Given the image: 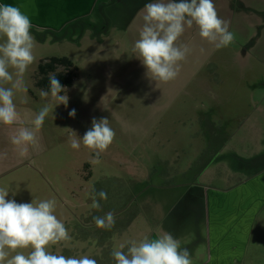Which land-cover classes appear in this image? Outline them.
<instances>
[{"label":"rangeland","instance_id":"1","mask_svg":"<svg viewBox=\"0 0 264 264\" xmlns=\"http://www.w3.org/2000/svg\"><path fill=\"white\" fill-rule=\"evenodd\" d=\"M41 1L53 15L59 0ZM148 2L101 0L87 20L55 31L58 22L35 20L30 30L35 60L24 76L27 90L14 97L22 117L30 120L46 103L36 84L42 61L69 57L78 66V78L61 93L69 98L67 106L58 105L45 119L39 133L42 150L19 157L9 140L18 125L0 126V152H8V165L0 160V188L9 189L6 199L17 203L54 198L58 219L83 225L91 209L86 200L93 188L99 192L93 183L100 175L85 178L84 166L94 153L82 143L72 149L68 138L74 131L82 139L93 118H107L115 137L100 163L91 165L96 171H121L125 180L108 181L106 211L158 193L161 183L143 169L158 161L147 146L166 153L162 157L180 156L187 176L171 184L185 194L163 211L166 219L157 226L158 235L171 233L197 259L192 264H212V251L214 264H264V0H213L234 41L216 49L195 26L186 28L176 43L188 45L190 52L177 77L159 84L149 80L131 51ZM75 5V13L85 12L83 0ZM25 7L20 8L27 14ZM72 109L74 118L68 115ZM156 121L169 126L162 129L168 139L163 144L144 134L146 124ZM176 137L180 146L173 143ZM133 179L140 182L138 191L122 188ZM148 183L152 187L143 190ZM179 195L178 190L170 194ZM141 210L154 222L153 213ZM128 219L126 214L115 222Z\"/></svg>","mask_w":264,"mask_h":264},{"label":"clouds","instance_id":"2","mask_svg":"<svg viewBox=\"0 0 264 264\" xmlns=\"http://www.w3.org/2000/svg\"><path fill=\"white\" fill-rule=\"evenodd\" d=\"M143 26L139 38L131 51L145 68V75L156 84L174 80L180 71L190 48L176 42L186 28L195 26L200 38L216 49L228 47L235 39L229 31L227 21L219 18L213 0H151L143 8ZM30 17L18 6L0 4V126L5 129L18 125L9 134L12 151L26 158L30 150L40 151L39 133L50 112L60 104H68V96L62 95L64 87L49 73L48 89H40L39 95L46 103L29 120L22 117L14 102L17 92L26 91L25 73L33 64L34 40ZM203 51V49H201ZM74 118L76 110L68 113ZM30 126H26L29 125ZM114 130L109 119H92L91 128L82 139L74 131L68 138L72 149H84L94 155L89 163H100V156L113 142ZM8 158L7 150L0 152V160ZM9 191L0 188V264H98L88 255L65 256L53 254L49 248L71 240L68 229L55 213L56 200H32L31 203H17L6 199ZM15 195V193H13ZM91 209L100 210V201L107 200V193L91 194ZM97 228L110 231L115 225L114 213L94 216ZM14 253V254H13ZM114 264H192L191 253L181 248L171 233L165 232L156 239L145 236L140 241L131 240L113 249Z\"/></svg>","mask_w":264,"mask_h":264},{"label":"crops","instance_id":"3","mask_svg":"<svg viewBox=\"0 0 264 264\" xmlns=\"http://www.w3.org/2000/svg\"><path fill=\"white\" fill-rule=\"evenodd\" d=\"M83 2L86 7L83 14L75 13V11H77V5H75L76 0H59L55 5L54 14L51 15L47 7H42L43 5L41 0H0V4H10L18 7H23L24 4H26L25 10L26 12L30 10L27 14L30 17L32 24H36L35 20L39 24L56 21L58 22L57 27H67L76 20H81L82 18L87 19L90 17L96 9L98 0H83ZM82 6L84 7V4ZM165 128H169V126H164L162 125V122L156 121L146 124L144 134L152 143L163 144L165 140H168L165 138V134L162 131V129ZM150 134L152 135V138H149ZM180 141L181 139L176 137L173 140V143L176 146H180ZM147 152L152 156L156 154L158 157V161L153 164L152 168H143L147 172V175L161 183L156 190L158 193H148L144 197L143 201L132 200L133 202L130 204L131 207L128 203H126L120 205L116 210H113L115 219L126 214H129V219L126 222H115L114 227L110 231L97 228L93 220L94 216L102 217L109 212L105 210L106 200H102L101 207L104 209V212L101 211V208L97 211V213L95 212V209H89L88 216L84 217L83 225L65 223V227L68 229L69 234L72 237L71 240L62 242V244L51 246L49 251L53 254H62L65 256L79 257L81 255H88L90 258L96 259L98 264H114L111 259V252L113 249L119 250L120 245H126L131 240L138 242L145 236L149 237V239H156L159 237L156 231L157 226L164 224L166 219V217L163 216V211L171 207L174 203L179 202L185 194L184 191L179 190L181 187H172L173 185L171 183L176 180L181 181V175L186 174V172L183 165H181L183 162L182 157L179 156L176 159L162 157L166 153L163 154L160 150H155L150 146H147ZM190 160L191 165L196 163L193 158H190ZM6 164L8 165L7 160H5L3 165ZM84 169V172L86 173L85 178L88 180L94 177L96 172L99 173V179L94 180L93 183L94 187L97 185L99 191L106 190L108 181L114 179L125 180L124 174L121 171L116 173V171L111 168L107 171H96L90 163H87L84 166ZM139 184L140 182L137 179H133V181L129 183L124 181L122 188L128 189V192L138 191L140 189ZM151 187L152 184L148 183V186L143 188V190ZM7 190L9 191V189ZM177 190L180 192L179 196H170L171 193H174ZM165 197H168V199H165ZM86 202L90 208L92 199L88 198ZM141 209H145L149 213H153L154 222H152V220L144 214ZM79 216L80 214L73 218V220H76V218L78 219ZM209 253L210 255L208 259L212 264H214V252L212 251ZM191 260L194 262L197 261L194 257H191Z\"/></svg>","mask_w":264,"mask_h":264},{"label":"trees","instance_id":"4","mask_svg":"<svg viewBox=\"0 0 264 264\" xmlns=\"http://www.w3.org/2000/svg\"><path fill=\"white\" fill-rule=\"evenodd\" d=\"M62 67L67 70V73L62 72ZM55 73L56 79L63 87H72L78 78V66L69 57H51L46 61H42L38 66L37 86L41 89H48L49 79L48 74Z\"/></svg>","mask_w":264,"mask_h":264},{"label":"flooded vegetation","instance_id":"5","mask_svg":"<svg viewBox=\"0 0 264 264\" xmlns=\"http://www.w3.org/2000/svg\"><path fill=\"white\" fill-rule=\"evenodd\" d=\"M100 1L101 0H98V3H97V6L100 4ZM111 2H116V1H122V0H110ZM97 6H96V8H97ZM88 19V18H87ZM86 18H82L81 20H76L74 23H71V24H69L67 27H69V26H72V25H75V24H77V23H79V22H82V21H85V20H87ZM62 27H52V31H55V30H60ZM64 28H66V27H64ZM207 156V155H206ZM185 176H187V174H183V175H181V179L183 178V177H185ZM95 186H97V185H95Z\"/></svg>","mask_w":264,"mask_h":264}]
</instances>
